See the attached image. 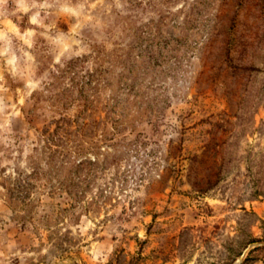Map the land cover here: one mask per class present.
<instances>
[{
	"label": "rangeland",
	"instance_id": "rangeland-1",
	"mask_svg": "<svg viewBox=\"0 0 264 264\" xmlns=\"http://www.w3.org/2000/svg\"><path fill=\"white\" fill-rule=\"evenodd\" d=\"M150 7V84L74 85L30 154L0 143V264H264V0Z\"/></svg>",
	"mask_w": 264,
	"mask_h": 264
},
{
	"label": "clouds",
	"instance_id": "clouds-1",
	"mask_svg": "<svg viewBox=\"0 0 264 264\" xmlns=\"http://www.w3.org/2000/svg\"><path fill=\"white\" fill-rule=\"evenodd\" d=\"M179 9L187 13L183 2ZM154 15L150 0H0V143L30 154L28 119H58L53 105L74 85L86 83L103 104L109 85L150 84L160 69L146 67L137 40Z\"/></svg>",
	"mask_w": 264,
	"mask_h": 264
},
{
	"label": "trees",
	"instance_id": "trees-1",
	"mask_svg": "<svg viewBox=\"0 0 264 264\" xmlns=\"http://www.w3.org/2000/svg\"><path fill=\"white\" fill-rule=\"evenodd\" d=\"M252 254V252L250 253V255ZM250 260V256L246 259V262Z\"/></svg>",
	"mask_w": 264,
	"mask_h": 264
}]
</instances>
